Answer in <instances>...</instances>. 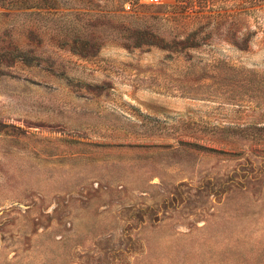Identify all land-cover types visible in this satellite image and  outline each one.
<instances>
[{
    "label": "rangeland",
    "instance_id": "obj_1",
    "mask_svg": "<svg viewBox=\"0 0 264 264\" xmlns=\"http://www.w3.org/2000/svg\"><path fill=\"white\" fill-rule=\"evenodd\" d=\"M0 7V264H264V0Z\"/></svg>",
    "mask_w": 264,
    "mask_h": 264
},
{
    "label": "trees",
    "instance_id": "obj_2",
    "mask_svg": "<svg viewBox=\"0 0 264 264\" xmlns=\"http://www.w3.org/2000/svg\"><path fill=\"white\" fill-rule=\"evenodd\" d=\"M12 5H18L26 9H49L54 6V2L53 0H0V7Z\"/></svg>",
    "mask_w": 264,
    "mask_h": 264
},
{
    "label": "built area",
    "instance_id": "obj_3",
    "mask_svg": "<svg viewBox=\"0 0 264 264\" xmlns=\"http://www.w3.org/2000/svg\"><path fill=\"white\" fill-rule=\"evenodd\" d=\"M164 0H142L146 4L159 5L162 4Z\"/></svg>",
    "mask_w": 264,
    "mask_h": 264
}]
</instances>
